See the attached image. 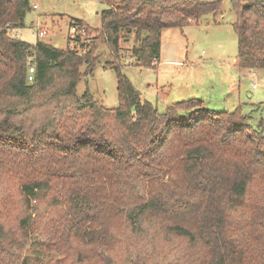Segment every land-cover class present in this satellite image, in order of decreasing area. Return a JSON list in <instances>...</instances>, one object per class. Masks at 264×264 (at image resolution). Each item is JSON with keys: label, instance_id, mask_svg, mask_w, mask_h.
Listing matches in <instances>:
<instances>
[{"label": "trees", "instance_id": "16d2710c", "mask_svg": "<svg viewBox=\"0 0 264 264\" xmlns=\"http://www.w3.org/2000/svg\"><path fill=\"white\" fill-rule=\"evenodd\" d=\"M222 1L117 0L101 28L70 22L75 42L98 33L79 49L11 35L30 0H0V264H264V135L248 115L200 98L159 111L119 63L117 107L77 95L100 43L117 53L133 33L151 66L163 29ZM231 3L236 67L264 68V0Z\"/></svg>", "mask_w": 264, "mask_h": 264}, {"label": "rangeland", "instance_id": "374dc122", "mask_svg": "<svg viewBox=\"0 0 264 264\" xmlns=\"http://www.w3.org/2000/svg\"><path fill=\"white\" fill-rule=\"evenodd\" d=\"M115 1L30 0L24 26L9 32L29 42L43 40L59 48L80 49L81 41L92 42L98 33L85 29L82 38L75 42L70 22L81 19L90 27L101 28L103 10ZM235 19L231 0H223L220 12L203 15L198 24L163 29L161 56L151 66H142L135 58L133 33L123 34L117 53L106 42L100 43L93 72L85 73L86 66H81L83 75L77 83V95L81 98L88 90L102 105L117 107L115 65L119 63L142 99L159 111H164L169 103L200 98L206 107L215 110L239 107L242 114L249 116V123L259 126L264 135V68L236 67ZM41 30L45 32L40 33Z\"/></svg>", "mask_w": 264, "mask_h": 264}, {"label": "built area", "instance_id": "2783aa9c", "mask_svg": "<svg viewBox=\"0 0 264 264\" xmlns=\"http://www.w3.org/2000/svg\"><path fill=\"white\" fill-rule=\"evenodd\" d=\"M34 6H36V5H34ZM71 29L72 30H76V27L75 26H72L71 27ZM82 31H84V29L82 28ZM45 31L44 30H41L40 31V33H44ZM33 72H34V67H33V65H30V67H29V80H31L32 78H33Z\"/></svg>", "mask_w": 264, "mask_h": 264}, {"label": "crops", "instance_id": "0c3cea01", "mask_svg": "<svg viewBox=\"0 0 264 264\" xmlns=\"http://www.w3.org/2000/svg\"><path fill=\"white\" fill-rule=\"evenodd\" d=\"M161 48H162V46H161Z\"/></svg>", "mask_w": 264, "mask_h": 264}]
</instances>
